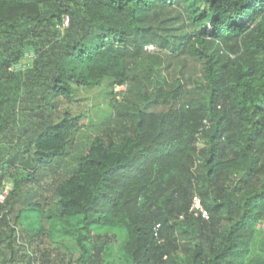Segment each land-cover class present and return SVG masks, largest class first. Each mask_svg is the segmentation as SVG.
Returning a JSON list of instances; mask_svg holds the SVG:
<instances>
[{"label": "trees", "instance_id": "obj_1", "mask_svg": "<svg viewBox=\"0 0 264 264\" xmlns=\"http://www.w3.org/2000/svg\"><path fill=\"white\" fill-rule=\"evenodd\" d=\"M6 181L0 264H264V0H0Z\"/></svg>", "mask_w": 264, "mask_h": 264}, {"label": "rangeland", "instance_id": "obj_2", "mask_svg": "<svg viewBox=\"0 0 264 264\" xmlns=\"http://www.w3.org/2000/svg\"><path fill=\"white\" fill-rule=\"evenodd\" d=\"M115 90L119 93L118 98L122 99V93L126 90V86H117ZM85 95H88L90 98L86 99ZM93 95V96H92ZM113 103L108 101L105 98L104 94L100 93L98 89L84 93L83 90H78L75 97L73 98H64L60 101L59 113L62 114L65 110L71 111L73 114L83 113V124L82 131L78 135L76 146H82L89 135L97 133L99 129L103 126V121L108 117V114L112 111ZM74 158H68L66 161H63L62 169H70L74 163ZM44 184H46L44 182ZM4 192L11 189V184L5 182ZM16 213H13L14 217ZM24 222V221H23ZM23 227V225H22ZM260 228H264V223L259 224ZM113 232L117 234V241L113 242L108 247V255L106 259V264H129L126 260V257L122 254V244L125 239V233L120 229H114ZM63 235L61 233L57 234L55 240L58 241L56 246L60 244L62 250H66L67 244L65 247L61 243ZM67 239V238H65ZM69 241V240H68ZM64 243L66 241H63ZM46 243L49 244V240H46ZM70 243V242H69ZM51 244V243H50ZM72 245V243H70ZM52 246V245H51ZM264 249V232H258L257 241L255 243V251L258 253L262 252Z\"/></svg>", "mask_w": 264, "mask_h": 264}, {"label": "built area", "instance_id": "obj_3", "mask_svg": "<svg viewBox=\"0 0 264 264\" xmlns=\"http://www.w3.org/2000/svg\"><path fill=\"white\" fill-rule=\"evenodd\" d=\"M147 50L153 51L155 50V46L153 44H149L145 47ZM7 195V191H3L0 193V202L4 201L5 197ZM192 209L195 211L197 215H202L203 217H208V212L204 209L202 206L201 200L198 196L193 197V204Z\"/></svg>", "mask_w": 264, "mask_h": 264}]
</instances>
